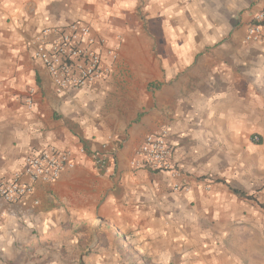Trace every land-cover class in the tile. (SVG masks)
Masks as SVG:
<instances>
[{
  "label": "crops",
  "instance_id": "1",
  "mask_svg": "<svg viewBox=\"0 0 264 264\" xmlns=\"http://www.w3.org/2000/svg\"><path fill=\"white\" fill-rule=\"evenodd\" d=\"M143 1L0 0V179L52 146L77 163L0 199V264H111L123 240L150 264H264V33L246 40L264 0ZM76 19L120 56L104 80L58 92L35 38ZM162 127L178 178L131 164ZM79 227L94 253L74 260Z\"/></svg>",
  "mask_w": 264,
  "mask_h": 264
},
{
  "label": "built area",
  "instance_id": "2",
  "mask_svg": "<svg viewBox=\"0 0 264 264\" xmlns=\"http://www.w3.org/2000/svg\"><path fill=\"white\" fill-rule=\"evenodd\" d=\"M264 33V7L251 15L246 32V40L259 41ZM35 57L50 75L56 91L80 89L94 85L107 78L113 64H107L109 56L113 62L119 59L118 47L108 45L104 37H99L84 20L76 19L60 27H45L35 38ZM32 103V99L28 100ZM168 128L144 136L137 159L131 164L153 171H168L178 178L180 171L172 165L173 147L168 140ZM258 140V137H255ZM101 164L105 159L95 154ZM77 165L72 150L49 147L25 159L24 168L16 171L10 179H0V199L11 203L23 202L31 197L39 183H52L63 173ZM189 186L174 185L176 191L188 190ZM35 203H38L36 200Z\"/></svg>",
  "mask_w": 264,
  "mask_h": 264
},
{
  "label": "rangeland",
  "instance_id": "3",
  "mask_svg": "<svg viewBox=\"0 0 264 264\" xmlns=\"http://www.w3.org/2000/svg\"><path fill=\"white\" fill-rule=\"evenodd\" d=\"M141 2H144L141 0ZM143 4V3H142ZM140 5L138 8V16L139 19L142 21L145 32L148 31V23H147V12H145L142 8L143 5ZM96 222H100L99 219L95 220ZM89 227V226H88ZM88 227H79L74 230L73 238L74 243H78L80 245L81 251L78 253H74V260H78L81 258L82 254L90 253L91 251H85L88 246L93 242V240L96 238L94 236V233L92 231H88ZM62 233V232H61ZM70 239V236L66 235H58L57 237H53V243L55 242H65V240ZM124 239V237H123ZM123 246L122 250L120 252H117L116 255L112 256L111 264H150L151 262L147 260V258L140 252H137L130 241L123 240ZM130 243V244H129ZM93 249V248H92ZM64 254V252H61ZM91 253H94L93 251ZM90 253V254H91ZM96 253V252H95ZM58 254V252H56Z\"/></svg>",
  "mask_w": 264,
  "mask_h": 264
}]
</instances>
